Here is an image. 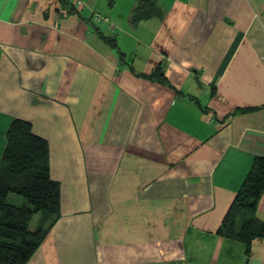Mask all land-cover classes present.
Masks as SVG:
<instances>
[{"label":"crops","instance_id":"1","mask_svg":"<svg viewBox=\"0 0 264 264\" xmlns=\"http://www.w3.org/2000/svg\"><path fill=\"white\" fill-rule=\"evenodd\" d=\"M77 1L0 0V166L26 121L61 186L28 264H264L218 234L264 157V0Z\"/></svg>","mask_w":264,"mask_h":264},{"label":"trees","instance_id":"2","mask_svg":"<svg viewBox=\"0 0 264 264\" xmlns=\"http://www.w3.org/2000/svg\"><path fill=\"white\" fill-rule=\"evenodd\" d=\"M152 17H162L157 0H138L132 21ZM161 72L147 78L164 82ZM7 140L0 166V264H28L61 219V186L51 177L49 143L29 122L16 120ZM263 193L264 157H256L218 231L226 240L241 243L247 256L253 241L264 239V223L257 218ZM11 195L22 197L25 205L10 204Z\"/></svg>","mask_w":264,"mask_h":264},{"label":"built area","instance_id":"3","mask_svg":"<svg viewBox=\"0 0 264 264\" xmlns=\"http://www.w3.org/2000/svg\"><path fill=\"white\" fill-rule=\"evenodd\" d=\"M81 4H82L81 0H78L77 1V5H81ZM95 21H96V24L102 26V25H105V24L109 23L110 19L107 18V17H104V16H102L100 14H96L95 15Z\"/></svg>","mask_w":264,"mask_h":264},{"label":"rangeland","instance_id":"4","mask_svg":"<svg viewBox=\"0 0 264 264\" xmlns=\"http://www.w3.org/2000/svg\"><path fill=\"white\" fill-rule=\"evenodd\" d=\"M71 1H74V0H71ZM9 203L12 205H16V206H23V205H25L26 202L20 196L11 195V197L9 199Z\"/></svg>","mask_w":264,"mask_h":264}]
</instances>
